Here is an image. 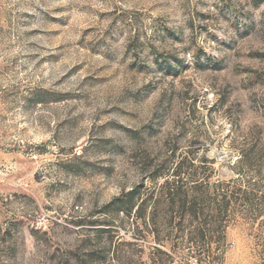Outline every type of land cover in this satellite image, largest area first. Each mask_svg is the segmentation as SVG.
<instances>
[{"label": "rangeland", "instance_id": "1", "mask_svg": "<svg viewBox=\"0 0 264 264\" xmlns=\"http://www.w3.org/2000/svg\"><path fill=\"white\" fill-rule=\"evenodd\" d=\"M0 264H264V0H0Z\"/></svg>", "mask_w": 264, "mask_h": 264}, {"label": "trees", "instance_id": "2", "mask_svg": "<svg viewBox=\"0 0 264 264\" xmlns=\"http://www.w3.org/2000/svg\"><path fill=\"white\" fill-rule=\"evenodd\" d=\"M126 203L128 204L129 208L131 207V203L135 199V192H130L126 196ZM201 232V231H200ZM198 234V233H197ZM200 234V235H199ZM198 236L202 239L203 234L199 233Z\"/></svg>", "mask_w": 264, "mask_h": 264}]
</instances>
